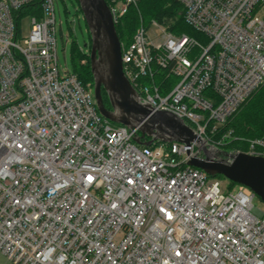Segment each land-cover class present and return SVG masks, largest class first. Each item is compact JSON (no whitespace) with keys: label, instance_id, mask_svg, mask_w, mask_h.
Segmentation results:
<instances>
[{"label":"built area","instance_id":"2783aa9c","mask_svg":"<svg viewBox=\"0 0 264 264\" xmlns=\"http://www.w3.org/2000/svg\"><path fill=\"white\" fill-rule=\"evenodd\" d=\"M55 1L0 0V255L12 264H264L254 191H226L188 164L204 147L216 155L232 137L215 138L220 127L264 84V0H178L198 37L154 22L162 38L141 25L121 42L141 101L199 136L151 145L104 117L75 73H61ZM138 1L111 0L115 24ZM32 2L40 10L21 15ZM246 142L243 152L264 157V138Z\"/></svg>","mask_w":264,"mask_h":264},{"label":"water","instance_id":"95a60500","mask_svg":"<svg viewBox=\"0 0 264 264\" xmlns=\"http://www.w3.org/2000/svg\"><path fill=\"white\" fill-rule=\"evenodd\" d=\"M91 36L90 67L94 78V97L99 112L114 123L138 128L136 142L151 145L163 142L190 144L199 138L180 117L167 111H154L141 101L138 92L123 71L122 45L107 0H78ZM106 92L111 108L105 103ZM149 137L144 141L142 138ZM205 157L189 161L190 166L209 176H224L249 187L264 202V157L243 151H222L216 155L203 148Z\"/></svg>","mask_w":264,"mask_h":264},{"label":"trees","instance_id":"16d2710c","mask_svg":"<svg viewBox=\"0 0 264 264\" xmlns=\"http://www.w3.org/2000/svg\"><path fill=\"white\" fill-rule=\"evenodd\" d=\"M110 1L107 0L109 4ZM39 10V2H32L25 5L20 13L24 15ZM79 11L82 12L80 7ZM184 12V7L178 0H139L137 6H131L128 13L117 22L116 29L123 43L132 41L138 27L143 25L148 29L154 22L171 34L187 33L198 37V33L186 22ZM75 44L73 73L87 89L92 90L94 78L90 67V56ZM103 95L106 106L111 108L105 91ZM229 131H232V137L225 140L224 146L225 150L230 152L246 151L248 148L246 140L264 138V84L220 127L218 134L221 136ZM142 139L148 141L149 137Z\"/></svg>","mask_w":264,"mask_h":264},{"label":"rangeland","instance_id":"374dc122","mask_svg":"<svg viewBox=\"0 0 264 264\" xmlns=\"http://www.w3.org/2000/svg\"><path fill=\"white\" fill-rule=\"evenodd\" d=\"M79 7L80 6L77 0L55 1L57 18V53L61 73L67 69L71 72L74 70V43L83 49L87 55L89 54L91 47V36L83 13L79 11ZM61 21L62 26L60 27ZM30 28L31 17L24 16L20 25V37H22V39L28 37ZM149 35L151 37L159 35L162 38L163 33L160 29L153 26L149 29ZM217 134L214 136L215 138L220 137V135ZM219 150L226 151L225 146L221 145ZM217 178L221 181L222 186L224 189H226V191L236 190L239 186V184L232 182L224 176H217ZM253 204L256 208L264 210V202L258 196L254 198ZM0 264H12V262L9 261L5 256L0 255Z\"/></svg>","mask_w":264,"mask_h":264},{"label":"snow or ice","instance_id":"6c2138e0","mask_svg":"<svg viewBox=\"0 0 264 264\" xmlns=\"http://www.w3.org/2000/svg\"><path fill=\"white\" fill-rule=\"evenodd\" d=\"M89 179H91V177H89ZM129 183H131V181H129ZM113 207H115V205H113ZM176 255H180V253H176Z\"/></svg>","mask_w":264,"mask_h":264}]
</instances>
